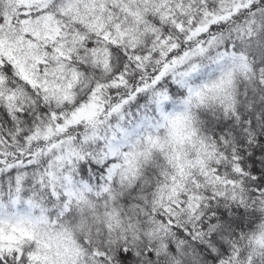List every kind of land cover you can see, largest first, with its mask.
<instances>
[{
  "label": "snow or ice",
  "instance_id": "6c2138e0",
  "mask_svg": "<svg viewBox=\"0 0 264 264\" xmlns=\"http://www.w3.org/2000/svg\"><path fill=\"white\" fill-rule=\"evenodd\" d=\"M0 264H264V0H0Z\"/></svg>",
  "mask_w": 264,
  "mask_h": 264
},
{
  "label": "trees",
  "instance_id": "16d2710c",
  "mask_svg": "<svg viewBox=\"0 0 264 264\" xmlns=\"http://www.w3.org/2000/svg\"><path fill=\"white\" fill-rule=\"evenodd\" d=\"M203 63L200 72L196 73L193 79L196 81L197 84H201L204 82H207L213 78H215V66L205 58H201ZM179 100H182L183 98H177ZM158 163H163L162 158L158 161ZM159 169L156 168L155 165H153L149 169V174L152 176L153 179H156L158 176Z\"/></svg>",
  "mask_w": 264,
  "mask_h": 264
}]
</instances>
